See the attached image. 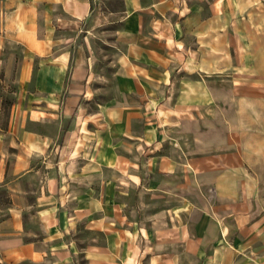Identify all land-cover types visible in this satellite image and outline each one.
<instances>
[{"label":"crops","instance_id":"0c3cea01","mask_svg":"<svg viewBox=\"0 0 264 264\" xmlns=\"http://www.w3.org/2000/svg\"><path fill=\"white\" fill-rule=\"evenodd\" d=\"M123 1L105 74L92 0H0L19 88L0 131V264H264V219L196 202L205 153L250 144L251 108L264 145V0ZM181 187L182 205L133 206Z\"/></svg>","mask_w":264,"mask_h":264},{"label":"rangeland","instance_id":"374dc122","mask_svg":"<svg viewBox=\"0 0 264 264\" xmlns=\"http://www.w3.org/2000/svg\"><path fill=\"white\" fill-rule=\"evenodd\" d=\"M93 1V16L84 23L85 35H90L92 38L93 48L97 55V65L101 72L105 74L110 73L108 70L109 62L118 53V46H115V34L120 30V20L123 15L124 1L123 0H92ZM13 50L6 49L0 54V131L5 132L9 125V117L11 108L15 102V98L19 92L17 87L18 70L14 64V59L11 56ZM15 66V67H14ZM111 68V67H110ZM230 77L231 72L228 73ZM248 104H245L247 106ZM251 105V104H250ZM250 107V106H249ZM254 109L251 108L249 113L245 112V115L249 114V118L245 116L243 120L244 128V141L252 144L255 135L252 134L254 126L261 124V119L252 117L251 114ZM251 115V117H250ZM264 121V120H263ZM263 125V124H262ZM185 141L186 138H185ZM0 142H3L2 136H0ZM244 145L236 147H230L228 150L207 151L205 155L213 161H209L212 166L209 168V173L214 175V181L210 183L199 179L196 183L197 187V204H203L207 202L217 206L218 212H222V207L231 205L234 208L237 205L241 206L242 212L238 215L226 216L224 213L216 214L217 219L234 220L235 217H240L244 223H260L264 219V215L261 214V202L264 197V145ZM0 146V157L8 158L4 156V153H12V150L8 146L3 150ZM8 151V152H6ZM202 154L201 152L197 153ZM204 155V153H203ZM227 158L228 165L219 166L220 157ZM233 163V165H232ZM231 164V165H230ZM235 164V165H234ZM206 171V170H205ZM145 176H149V171H144ZM204 173V171H203ZM220 173L228 175V182H220V178H224ZM199 174V171H198ZM211 174V175H212ZM148 178V177H147ZM181 186V184H180ZM222 186V187H221ZM180 188L179 199H173L169 197H161L157 193H142V200L137 195L133 199V206L137 205L140 201H143L147 210L160 209L161 207H171L175 205H182L187 202V191ZM5 190L0 189L1 198L4 197ZM138 198V199H136ZM140 200V201H139ZM135 203V204H134ZM141 205V204H140ZM143 205V203H142ZM135 217H143L135 215ZM146 217H149L146 215ZM166 218V216H164ZM181 250V248H180Z\"/></svg>","mask_w":264,"mask_h":264}]
</instances>
